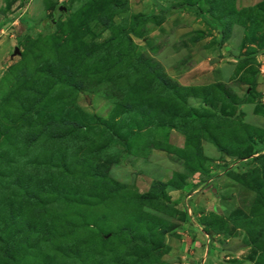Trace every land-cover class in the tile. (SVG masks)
Segmentation results:
<instances>
[{
    "label": "rangeland",
    "instance_id": "374dc122",
    "mask_svg": "<svg viewBox=\"0 0 264 264\" xmlns=\"http://www.w3.org/2000/svg\"><path fill=\"white\" fill-rule=\"evenodd\" d=\"M210 180L264 264V0H0V264H185Z\"/></svg>",
    "mask_w": 264,
    "mask_h": 264
},
{
    "label": "crops",
    "instance_id": "0c3cea01",
    "mask_svg": "<svg viewBox=\"0 0 264 264\" xmlns=\"http://www.w3.org/2000/svg\"><path fill=\"white\" fill-rule=\"evenodd\" d=\"M212 181L213 180H210L207 183H204L202 186L193 191H183L181 194L182 196H185L186 210L188 211V209H190L191 211L189 220L187 223H185V242L189 244L192 251L187 253V256H190L191 259L185 264H212L213 262L212 257L208 256L212 253L211 249H213L212 245L214 244V242L212 243L213 239H210L208 235L202 230L200 224L196 223L195 218L197 216H193V211L197 214L196 211L199 205V197L202 195L207 196L208 193H212Z\"/></svg>",
    "mask_w": 264,
    "mask_h": 264
},
{
    "label": "water",
    "instance_id": "95a60500",
    "mask_svg": "<svg viewBox=\"0 0 264 264\" xmlns=\"http://www.w3.org/2000/svg\"><path fill=\"white\" fill-rule=\"evenodd\" d=\"M67 9H66V7H64V6H60V7H58L57 8V11H56V18H55V20L53 21V22H57L58 21V19H59V17H60V15H61V13L62 12H65Z\"/></svg>",
    "mask_w": 264,
    "mask_h": 264
},
{
    "label": "built area",
    "instance_id": "2783aa9c",
    "mask_svg": "<svg viewBox=\"0 0 264 264\" xmlns=\"http://www.w3.org/2000/svg\"><path fill=\"white\" fill-rule=\"evenodd\" d=\"M187 212H188V214H189V215H191V211H190V209H188V211H187Z\"/></svg>",
    "mask_w": 264,
    "mask_h": 264
},
{
    "label": "trees",
    "instance_id": "16d2710c",
    "mask_svg": "<svg viewBox=\"0 0 264 264\" xmlns=\"http://www.w3.org/2000/svg\"><path fill=\"white\" fill-rule=\"evenodd\" d=\"M221 40H222V37H221ZM187 215H188V217H189V214H188V212H187Z\"/></svg>",
    "mask_w": 264,
    "mask_h": 264
}]
</instances>
